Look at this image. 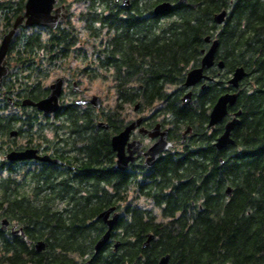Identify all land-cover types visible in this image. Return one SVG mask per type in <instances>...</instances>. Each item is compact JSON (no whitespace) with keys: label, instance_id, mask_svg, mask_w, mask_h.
I'll return each mask as SVG.
<instances>
[{"label":"trees","instance_id":"1","mask_svg":"<svg viewBox=\"0 0 264 264\" xmlns=\"http://www.w3.org/2000/svg\"><path fill=\"white\" fill-rule=\"evenodd\" d=\"M25 1L0 0V42ZM162 1L141 0L142 17L130 14L126 20L119 6L107 4L106 11L105 0L85 6L83 18L93 10V33L107 29L105 47L94 39L93 48H105V65L114 67L116 100L92 110L93 136L85 148V163L92 168L83 166L90 171L85 179L58 183L59 168L46 164L43 182L37 169L30 171L35 182H25L23 168L11 171L0 158V222L16 223L29 240L10 237L0 227V264H159L166 254L169 264H264V0H173L172 11L153 20L147 14ZM222 9L227 15L217 24L214 15ZM74 27L70 17L55 28L19 27L9 45L15 92L34 100L47 94L42 78L71 57L78 39ZM213 39L219 42L216 61L224 67L207 71L214 77L220 71L219 80L196 90L184 105L186 74L200 66L202 50ZM93 57L104 64L103 53ZM239 66L247 74L234 89L228 79ZM3 85L9 93V82ZM227 91L238 92L227 116L240 110V121L232 131L234 142L218 150L214 141L223 124L214 130L207 125L212 106ZM1 102L0 137L11 128L10 106L6 98ZM136 103L163 114L175 132L184 125L193 129L183 145L163 154L153 172L140 178L113 166L110 141L123 125L126 107ZM105 120L109 130L97 123ZM151 204L158 213L147 207ZM113 205L123 214L95 254L107 229L99 213ZM150 233L155 237L144 247ZM39 240L47 242L40 252Z\"/></svg>","mask_w":264,"mask_h":264},{"label":"flooded vegetation","instance_id":"2","mask_svg":"<svg viewBox=\"0 0 264 264\" xmlns=\"http://www.w3.org/2000/svg\"><path fill=\"white\" fill-rule=\"evenodd\" d=\"M124 1L125 0H105V10L107 11L108 9L107 4H114V6H119L118 11L121 10L120 14L124 20H126L128 18L127 15L130 14L131 16L134 15L136 19H140L142 15L140 13V10H137V6H140L141 0H127L128 4H130L129 6H124ZM169 1L176 4V1ZM72 2L75 4H84V10L85 6H88V4H100V0H83L77 2L75 0H72ZM182 2H186V0ZM60 5H65L68 9L67 19L72 16L73 13L70 10L71 8L68 3H66V0H58L55 4V7H58ZM92 12L93 10L91 8L87 10L88 16L86 18H83L82 11L77 14V17L73 24L75 26L74 28L76 30V33L78 34V39L75 43V47L69 51L71 53V57L60 60V63L54 66V69L58 70V74L54 78L49 79L47 84L46 80L50 78L51 74L45 75L44 78H42V82L44 83L45 87L48 88L50 84L53 83L57 78H63V89L59 97L60 106L56 112L44 114L35 106L21 105V99L29 96L25 95V93L27 92H24L22 94L13 90V59L9 48L6 53L5 60L6 65L9 66V71L3 77L2 87L0 89V104L2 103L1 101H4L5 98L6 100L9 97L12 98V102L7 101L11 110V113H9L8 123L11 128L6 135L0 137V145L2 151V155L0 156V158L2 164H4L6 168L10 169L11 171L18 169L20 170L21 168H23V170H25L24 172L26 173L25 182L34 183L36 180V176L31 174L30 172L31 169H37L38 182H43L45 178L46 164H54L59 168V175L56 177L58 183H61L63 178L69 179L70 181L74 179L83 180L86 176L90 175V171L86 172L82 169L83 166L86 168V170H90L92 168L85 163L86 160L88 161V151H85V148H87L88 143L93 136L92 128L94 124L92 113L94 106L88 100L92 99L95 95H99L92 89L93 84L99 78H102L103 83L112 82L114 84V80L110 74L114 70V67L105 65V48H93L94 39H101V41L103 42V46L105 47V34L107 33V29L105 30V26H103L102 32L100 34L95 35L93 33ZM147 15L151 16V18L155 20L154 16L157 14L154 13V9L152 8V12ZM66 20L63 23H65ZM46 27L47 26L34 25L27 28L38 29ZM106 35H108V33ZM98 53L104 54V64L102 65L95 64L96 62H98V59L93 56ZM71 60L74 61L75 64H72ZM212 67L217 66L215 64ZM205 73L208 74L211 78L202 79L191 87H186L184 84L185 90L181 97H183L186 92L190 90L192 91L191 100L188 103L193 100V96L196 90L206 89L209 86V82H211L212 80H219L220 71L217 72L218 77L212 76L211 73L207 71V69H205ZM5 80L9 82L11 86L9 93H5L4 90L3 84ZM205 83H207V87L202 88V85ZM49 92L50 88L46 95H48ZM78 100H85L86 102L78 103ZM131 105L134 106V104ZM77 109L78 111H76ZM148 111L149 109L141 106H139L137 110L134 109L133 115L128 114L127 116V114L125 113L126 111H124L123 115L125 118L123 121V125L119 130L121 131L125 127V125L130 123L131 121L141 118L140 123L134 130L131 131L129 139L125 144V153L128 155L133 149L130 143L135 140L140 141V153H138V151H135L133 153L134 155H137L135 160L129 161L128 166L125 169H120L125 170L129 173H133L138 178L144 177L151 171L153 172V169L159 158L163 154L173 152L175 148L183 145L188 135L193 130L192 129L191 131L187 132L186 135H184V131L188 127H190L184 125L181 129L175 132L173 126L168 123L167 120H165V116L163 114L156 113L154 109L152 110L153 112L149 113ZM227 117L228 116H226L219 123L215 124L214 127H208V125L207 127L211 130H214L218 125L223 124L224 129L225 122L230 118ZM105 121L108 122L107 120ZM158 123L161 124V130L165 128L168 129L166 140L172 142L173 145L168 150L163 151L159 154V157L154 165L147 166L145 164V161L148 157H150V154L148 153L149 148L159 137V135L151 136L148 131ZM109 129L110 123L108 128H105V130ZM13 131H16V134H14ZM119 131L110 135V141L112 136ZM27 148L36 149V154L38 156L47 154L52 158H57L60 160V163L43 161L38 158L11 160L7 157V154L11 151H22ZM116 160L117 153L116 151H114L113 166L116 163ZM67 170L72 171L70 174V178H68L69 176H67ZM24 177L25 176H23V178ZM18 227L19 226L16 223H12L9 220V224L5 228H1L5 230L6 235H10L11 237L13 235V229Z\"/></svg>","mask_w":264,"mask_h":264},{"label":"water","instance_id":"3","mask_svg":"<svg viewBox=\"0 0 264 264\" xmlns=\"http://www.w3.org/2000/svg\"><path fill=\"white\" fill-rule=\"evenodd\" d=\"M58 0H26L24 5L23 13L16 16L14 19L11 28L3 33L1 42H0V89L2 87L3 77L8 73L9 66L6 65V53L8 51L9 45L16 34L17 30L21 26L31 27L34 25L47 26L51 28H55L61 23H63L68 17V9L65 5H60L55 7V4ZM185 1V0H182ZM127 2V3H126ZM124 6H129L128 1H124ZM193 7H196V4H191ZM174 8V3L165 0L159 2L154 7V13L157 15L166 14ZM227 9H222L220 12H217L214 15V21L217 24H222L226 18ZM206 41H210V37L206 38ZM218 39H213L210 43V46L207 49L202 50V58L200 66L191 68L187 74L185 79V86L191 87L195 85L202 79L211 78L208 74L205 73V69H209L216 64V66L220 69H223L224 62L222 60L216 61V51L218 48ZM246 70L244 67L239 66L235 68L233 73L228 79V84L231 85L234 89H237L240 85L242 79L246 76ZM207 83L202 85V88H206ZM50 92L43 98L38 100H34L30 97H24L21 99V105L27 106L32 105L35 106L38 110H41L44 114H49L56 112L59 109V97L63 89V78H57L53 83L49 86ZM192 91L186 92L182 97V102L184 104L188 103L191 100ZM238 92L237 91H227L221 94L214 105L209 114V122L208 127H214L215 124L222 121L229 113V107L234 106L237 102ZM8 102H12V98H7ZM94 107H100L101 98L98 95H95L92 99L88 100ZM85 100H78V103H85ZM140 104L136 103L134 105V109L137 110ZM241 111L238 110L234 113V115L228 119L224 124V129L222 133L216 138L214 141V146L216 149L221 150L227 147L229 144L234 142L232 137L233 129L239 124V116ZM141 118L131 121L126 124L125 127L114 134L111 138V145L114 151L117 153V160L114 164L115 168L125 169L128 166L129 161H134L137 155L133 153L138 151L140 153L141 143L138 140H135L130 143L133 147L130 154L125 153V144L129 139L130 133L132 130L136 128V126L140 123ZM98 125L103 128H108L109 123L106 121H99ZM192 128L188 127L184 131V135L187 132L191 131ZM151 136L159 135L158 139L154 142V144L149 148L148 153L150 157H148L145 161L147 166H152L157 161L159 154L163 151L168 150L173 143L166 140V136L168 133V129L165 128L161 130V124H156L151 130L148 131ZM16 134V131H13ZM7 157L11 160H25L31 158H38L43 161H49L52 163H60V160L57 158H52L49 155L38 156L36 154V149L27 148L22 151H11L7 154ZM226 194H231V188L228 187L226 190ZM99 217L105 222L107 225V229L100 236V238L96 241L94 251L95 254L98 253L111 239L112 231L114 230L115 225L121 217V212L117 209V206H110L99 213ZM9 224V220L4 218L1 222V227L5 228ZM15 236H22L26 241H29L25 231L22 227L14 228L12 231ZM155 235L150 233L144 242L143 246L146 247L150 244L151 240ZM120 241H118L115 246L118 247ZM47 247L46 240H39L35 243V248L38 252L44 250ZM170 254H166L162 256L159 260V264H169ZM135 264V263H134Z\"/></svg>","mask_w":264,"mask_h":264},{"label":"rangeland","instance_id":"4","mask_svg":"<svg viewBox=\"0 0 264 264\" xmlns=\"http://www.w3.org/2000/svg\"><path fill=\"white\" fill-rule=\"evenodd\" d=\"M66 3L70 4V10L72 11V16H70V20L72 22H75V19L77 17V14L81 11L84 10V4H75L72 2V0H66ZM72 61V60H71ZM72 64H75L74 61H72ZM50 78H48L45 82L46 84L48 83L49 79L54 78L57 74H58V70L57 69H53V71H51ZM101 77V76H100ZM93 91L98 93L100 98H101V107L103 106H111L114 104L115 100H116V94H115V90H114V84L112 82H102V78H99L98 80H96V82L93 84ZM127 116L128 114H132L133 115V111H134V106H127L126 110H125ZM153 112L152 109H149L148 111ZM131 115V116H132ZM143 201V199H142ZM149 209L153 210L154 212L158 213V210L155 206L148 205L147 206ZM121 214H123V211H121Z\"/></svg>","mask_w":264,"mask_h":264},{"label":"bare ground","instance_id":"5","mask_svg":"<svg viewBox=\"0 0 264 264\" xmlns=\"http://www.w3.org/2000/svg\"><path fill=\"white\" fill-rule=\"evenodd\" d=\"M104 210V209H103Z\"/></svg>","mask_w":264,"mask_h":264}]
</instances>
